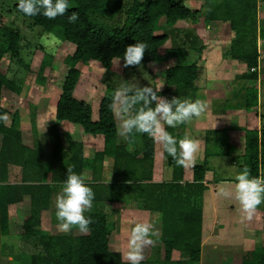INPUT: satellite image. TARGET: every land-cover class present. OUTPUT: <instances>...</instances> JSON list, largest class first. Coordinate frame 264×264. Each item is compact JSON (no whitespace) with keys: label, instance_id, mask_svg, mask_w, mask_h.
Returning a JSON list of instances; mask_svg holds the SVG:
<instances>
[{"label":"trees","instance_id":"obj_1","mask_svg":"<svg viewBox=\"0 0 264 264\" xmlns=\"http://www.w3.org/2000/svg\"><path fill=\"white\" fill-rule=\"evenodd\" d=\"M10 1H16L17 7L18 0ZM186 1L132 0L127 3L124 0H68L69 8L65 14L55 19L43 15L29 17L18 10L48 33L76 45L75 51L65 58L69 69L56 104L55 116L59 121L80 124L85 132L92 135L103 134L105 148L94 157L88 158L83 155L81 145L73 141V155L70 160H65L66 163L60 169L62 174L54 172V176H50L48 172L51 164L45 162L42 151L29 147L22 141L19 112L13 113L9 123L0 121V264L4 249L2 237L8 232L9 205L23 201L26 196L30 201V214L24 219L19 243L21 251L19 249L17 258L27 255L30 257V264H128L122 260L120 253L109 250L108 236L111 229L104 212L96 207L86 215L92 220L87 233L77 234L75 230L78 229L73 227L67 235H53L37 228L41 212L54 205L58 189L56 184L64 181L67 168L71 167L77 173H82L83 169L87 168L95 174L101 169L105 154L114 156L112 179L109 184L104 185L103 190V185L92 186L95 187L94 194H100L94 202L98 204L103 200H121L125 196L134 199L138 196L145 208L162 210L163 227L173 233L172 236H164L165 255L162 261L151 262L143 259L141 264H182L171 259V250L175 243L180 241L185 250H190V264H197L200 247L196 228L201 210L199 204L195 205L194 201L200 194L197 187H204L206 162L194 165V178L193 181L185 183L187 189L182 188L179 182L183 175H176L175 180L171 182L146 179L150 177L148 167L153 162V139L146 133L129 135V141L135 140V144L139 143L138 151L143 150L144 160L137 159L136 155L126 150L124 144L118 143L117 123L111 107L116 87H112L113 91L107 92L101 99L96 120L93 118L91 104L73 95L81 76L78 63L96 59L104 68H110L116 58L122 59L126 46L136 41L145 42L148 47L142 64L131 67H141L154 62L162 70L164 79L170 86L179 91L194 89L198 66L188 61L185 47L166 46L168 33H158L172 27L178 20L197 21L196 15L200 13V9L196 10L187 5ZM205 3L202 14L204 22L209 24L222 20L230 23L234 37L226 54L230 58L245 62L249 70L244 77L257 80L261 65L258 38H264V28L259 27L258 22V0H205ZM73 12L78 13V19L69 22L68 16ZM19 41L20 33L17 29L0 25V59L6 53L11 57L18 56ZM41 48L45 50L41 66V69H44L50 65L52 53L44 46ZM4 85L9 88L16 87L6 74L0 72V114L9 112L2 105ZM249 93L248 106L257 105V88L252 87ZM49 130L53 139L55 160L60 158L59 152H62L61 142L59 143L57 137L58 126L53 125ZM166 130L173 135L170 128L166 127ZM135 136H142L144 141L138 142ZM12 164L22 168L23 175L19 182L10 181ZM173 164L177 165L174 159ZM240 168L247 169L251 176H264V125L260 130H245L244 162ZM167 202V208L162 209L160 205ZM240 264H264V245L246 251Z\"/></svg>","mask_w":264,"mask_h":264},{"label":"crops","instance_id":"obj_2","mask_svg":"<svg viewBox=\"0 0 264 264\" xmlns=\"http://www.w3.org/2000/svg\"><path fill=\"white\" fill-rule=\"evenodd\" d=\"M200 1H202V3H200L199 9L204 10L206 7L205 0ZM262 3H264V0H258V22L259 27L264 28V10L263 7H261ZM213 23L217 28L216 42L219 41L218 39L221 40L222 44L226 42L224 36L225 33H227V26L230 28L229 32L232 33L229 34V37H233L234 31L231 29L229 22L215 20ZM204 28L205 26L200 28V30L202 31ZM201 38H203L202 35ZM169 40L170 39H167L166 46H174L167 45ZM206 42L207 41L204 42V45L207 44ZM209 43L212 42L209 41ZM221 43L220 41L217 42V45L214 48L220 50L222 46L223 52H221V55L209 58L206 54V57L200 62L202 70L205 71L207 69L206 74L204 72V76L207 75V79H210V76H208V72L211 70L209 64L216 65V76L221 80V86L216 90L213 89L208 82L199 85L197 80L194 89L190 88L188 90L179 91L173 86L168 85L166 81H163L165 85L160 89L162 92L157 93L167 99H171L172 97H179L180 99L188 100L199 99L206 103V110L199 117H193L191 120L178 124L174 128L169 127L166 124L164 125L165 128L167 127L172 130L173 136L177 139L183 138L187 135L199 142V150L195 153L193 161L186 167L174 165L171 156L164 151L162 143L153 140V162L152 165L148 167V171H150V175L148 176L150 177L146 178L154 182H171L175 180L176 175H183V178L179 182L181 183L182 188L187 189L185 183L193 181L194 178V165L196 163L206 162L207 169L203 179L204 187H197L200 194L196 196V200L194 201L195 205L197 204L198 206L199 204L198 207L201 210L198 227L196 228V233L199 234L197 238L200 247V257L197 264H228L229 262L240 264L243 254L246 251L264 245V202L257 206L252 219L249 220L246 219L244 214L240 211L239 203L234 199V196L226 194L234 188L236 173L243 171L240 167L244 162L245 130H260L264 125V83L259 82L257 85H252L253 89L257 88L258 102L257 105L248 106V92H250L252 87L246 83V80L249 78L244 77V74L247 71H241L245 65L247 66V64L236 58H230L227 56V46L221 45ZM200 48L197 50H200ZM258 51L260 60L259 64H261L259 66L260 72L258 79L259 81H262L264 79V76H261L262 72H264L262 65L264 64V38H258ZM212 55H214V52ZM229 68H231V72L229 71ZM106 73L110 78H119V76L117 77L119 72L114 66L107 68ZM231 75L233 76L232 78H234L233 84L235 86L234 89L230 88V91H228L226 88L222 87V83ZM154 85L156 84L153 83L152 86L155 87ZM78 99H84L87 101L84 97ZM55 117L54 112V117L52 118V121H50L51 125L49 126L57 125L58 133L62 132V124L66 128V131H64V137L61 133L57 136L60 140L59 143L61 142L60 149L62 152H59L61 155L59 156L60 158L53 159V139H51L49 126L46 131L48 138L46 139L45 137L46 142L44 144L41 143V148H38V150L42 151L45 162L51 164L48 175L54 176V172L62 174L60 169L63 164L66 163L65 160H70L71 155H73V148L71 147L73 141L81 145L83 155L88 158L94 157L97 152L104 151L105 139L103 134L92 135L85 132L82 126L78 123L70 122L66 124L59 120L55 121ZM118 127L117 122V129ZM223 130L227 131L226 138L218 136ZM216 136L218 137L217 141L220 140L223 144L226 143L224 150H209L207 144L213 145ZM137 138L136 140L138 142L144 141L142 136L138 139ZM150 138L153 139L152 137ZM128 139L129 135H121L118 132V143L124 144L126 150L136 155L137 159L144 160L143 150L138 151L139 143L135 144V140L129 141ZM24 144L29 146L26 143ZM149 152H151V150H149ZM113 164L114 156L111 154H105L103 155L101 169L94 174L91 169L84 168L82 174L91 187L94 184H99L103 185L101 187L103 190L104 185L111 182ZM20 168L21 166L12 164L10 166V176L12 171H22V168ZM22 175L23 174L21 173L20 181ZM259 177L264 178L262 174ZM62 184L63 181L56 184L58 187L57 193L61 190ZM94 188L95 187H92L93 191ZM137 195L138 194L136 193V196ZM98 196H100V194L94 196L92 207L85 213V215L89 214L94 207L104 212L107 217V223L111 229L108 236V247L110 251L118 252L120 254L125 252L127 250L128 235L134 223L149 221L155 225L159 230V233L158 236L153 237L155 243L148 245L143 249L144 260L155 262L164 259V236H172L173 233L168 232V229H164V220L161 209L155 208V210H149L145 208L141 205L142 202L138 196L134 199L125 196L121 200H103L96 204L94 201ZM22 204L28 209V212H26L28 214L26 216L30 214V201L28 196H26L21 202L10 204L8 232L3 235L2 240L5 236H8L9 238L12 237L15 225L14 221H12L14 219L13 215L14 213L17 214V212L19 215V210L21 209ZM167 206L168 202L160 205L162 209H166ZM48 212L51 213V217L53 215L50 224L56 225L58 228L54 205L41 212L39 225L44 221V218H47ZM59 231L61 230L59 229ZM68 233L70 232L68 231ZM68 233L64 231L58 233L56 231L51 232L50 234L67 235ZM79 233L84 234L80 231ZM3 243L5 245L4 241ZM183 247L181 241L177 244L175 243L171 250V259L177 263L190 264L188 255L190 250H185ZM16 255L18 256V253ZM122 260L127 261L125 259Z\"/></svg>","mask_w":264,"mask_h":264},{"label":"rangeland","instance_id":"obj_3","mask_svg":"<svg viewBox=\"0 0 264 264\" xmlns=\"http://www.w3.org/2000/svg\"><path fill=\"white\" fill-rule=\"evenodd\" d=\"M125 2H131L132 0H124ZM187 5L199 9L200 0H187ZM264 10V3L261 4ZM204 10L200 9V13L196 15L197 21L193 22L191 19L178 20L172 27L166 30L158 31V33L166 32L168 33V39H170L167 45H174L185 47L187 49V59L190 63H194L198 66V76L195 83L198 80L199 85L202 83H210L213 89H217L221 86V80L216 76V65L209 64L211 70L208 72L210 79H207L205 71L202 70L200 66L201 60L206 57L214 58L217 55H221L223 48L221 46L220 50L214 49L217 45L216 43V31L217 28L214 26L215 22L206 24L202 18ZM0 25H9L17 29L20 33L19 41V54L16 57H11L9 53H6L0 59V72L6 74L8 78L12 81L14 87H2V105L8 109V120L7 123L12 119L13 113L15 111L19 112V130L21 131L22 141L33 148H41V143L44 144L47 135V127L54 117V112L56 110V104L60 98L62 92V86L65 77L68 73V65L65 63V58L67 55L72 54L76 45L67 40L59 39L53 33H48L42 27L37 25L35 21L24 17L16 7V1L10 0H0ZM229 25V24H228ZM205 28L201 31L200 28ZM229 26H227V33H225L224 44L227 46V51L230 48V43L233 37H229L231 32ZM232 34V33H231ZM201 35L203 38H201ZM207 41L204 45V42ZM211 41L212 43H209ZM48 49L52 53V60L50 65L41 69L43 58L45 55V50L41 47ZM208 46V47H207ZM202 47V48H200ZM200 48V50H197ZM214 52V55L212 53ZM205 53V55H204ZM114 64V65H113ZM263 69H264V64ZM112 66L116 67L118 70L117 77L113 79L108 76L106 69L101 63L96 59H91L88 62L78 63V67L81 70L80 79L75 87L73 95L77 98H86L91 104L93 109V118L98 119V111L101 99L110 91H113L112 87L116 89L125 83V80H135L133 82H138L141 86L150 85L155 83V89H162L164 87V76L162 70L154 62H149L144 66L133 68L131 65L124 66L123 59L116 58L112 63ZM249 68L245 67L241 71H248ZM253 70V69H252ZM231 72V68H229ZM200 75V76H199ZM261 76H264L262 72ZM229 76L222 83V87L230 91V88L234 89V78ZM199 78V79H198ZM207 79V80H206ZM263 79V78H262ZM238 80V79H237ZM264 80V79H263ZM259 81L255 79H247V85H252L257 83H264V81ZM236 81V80H235ZM169 85V84H168ZM159 87V88H158ZM236 88V87H235ZM162 92V91H160ZM250 93L248 92V95ZM252 96V95H251ZM228 108V107H227ZM115 119L118 122V126L121 122V116L114 112ZM58 119L55 117V121ZM63 123H70L62 121ZM116 122V123H117ZM80 127L79 125H77ZM50 127V126H49ZM61 135L64 137V131H66L65 126L62 124ZM51 135V134H50ZM218 136L227 137V131L223 130ZM215 138V143L213 145L207 144L209 150H224L226 143L223 144L222 141ZM2 142V135L0 134V146ZM21 169V168H20ZM218 172V171H217ZM10 181H20V175L22 171H12ZM220 174V173H219ZM218 176V175H217ZM28 209L24 204L21 205L20 213L18 215L14 213L13 220L14 228L12 237L5 236L3 241L5 242L3 249L2 264H30V257L25 255L23 258H17L16 254L19 251V243L21 241L20 234L23 231L24 218L28 214L26 212ZM51 213L48 212L47 218L37 228L41 229L45 233L60 232L56 225H51L50 220L52 217ZM51 218V219H50ZM54 227V229H53ZM70 232V231H69ZM68 233V232H66ZM75 233L79 234V230H75ZM17 235V236H13ZM19 242V243H18ZM21 251V249H20Z\"/></svg>","mask_w":264,"mask_h":264},{"label":"clouds","instance_id":"obj_4","mask_svg":"<svg viewBox=\"0 0 264 264\" xmlns=\"http://www.w3.org/2000/svg\"><path fill=\"white\" fill-rule=\"evenodd\" d=\"M17 8L25 16L43 15L55 19L63 16L69 5L68 0H18ZM77 19V12L68 16L69 22ZM147 47L145 42L140 41L127 45L122 56L124 66H140ZM133 80H125L114 92L111 107L121 116L117 129L119 134L146 133L154 141L162 143L164 151L177 165L186 167L199 150V142L187 135L177 139L164 125L174 128L193 117H199L206 110V103L199 99H167L158 95L160 89H155L152 84L141 86ZM7 120L6 113L0 114V121ZM226 194L234 196L240 211L250 220L257 206L264 202V178L251 176L245 169L236 173L234 188ZM94 196L84 175L68 167L66 178L54 201L58 228L68 232L75 227L80 232L87 233L92 220L85 213L91 209ZM158 233L159 230L149 221L134 223L128 235L127 250L121 254V258L127 260L128 264H141L144 259L143 249L155 243L153 237L158 236Z\"/></svg>","mask_w":264,"mask_h":264},{"label":"built area","instance_id":"obj_5","mask_svg":"<svg viewBox=\"0 0 264 264\" xmlns=\"http://www.w3.org/2000/svg\"><path fill=\"white\" fill-rule=\"evenodd\" d=\"M261 178V177H260Z\"/></svg>","mask_w":264,"mask_h":264}]
</instances>
